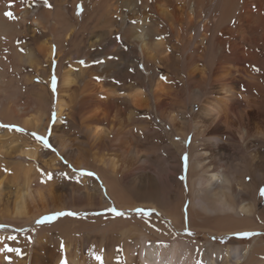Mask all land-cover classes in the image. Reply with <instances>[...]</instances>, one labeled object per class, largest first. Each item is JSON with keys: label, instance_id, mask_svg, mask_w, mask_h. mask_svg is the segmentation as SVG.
<instances>
[{"label": "bare ground", "instance_id": "bare-ground-1", "mask_svg": "<svg viewBox=\"0 0 264 264\" xmlns=\"http://www.w3.org/2000/svg\"><path fill=\"white\" fill-rule=\"evenodd\" d=\"M40 1L31 12L30 0H0V148L7 142L3 139L6 137L13 143L20 138L31 139L25 134L15 136L7 129L9 123L23 129V133L29 128L37 134L46 130L51 102L50 60H59L60 74L64 46L74 47L65 52L64 58L70 61L80 57L78 47L86 35L89 48L108 39V45L95 53L102 56L105 64L101 72L96 64H83L76 74L68 69L60 75L51 134L57 151L68 164L87 168V173L96 172L103 185L99 192L95 180L72 174L54 154L35 150L30 141L31 145L23 141L20 150L5 146L1 150L5 157L21 159L25 155L38 160L44 172H32L20 162L14 163L10 174L4 172V167L0 169V195L5 189L14 194L15 200L11 208L0 209V264H122L109 247L103 251L84 250L72 241L61 249L53 248L39 229L50 226L46 213L74 207L69 201L76 199L88 207L106 208L114 203L118 212L147 204L159 209L154 202L130 203L127 197L130 192L152 197L160 183L169 185L167 182L175 181L174 175L181 167L180 148L172 143L174 163L164 149V168L154 173L147 171L148 148L138 141L134 128L146 123L150 112L171 122L177 118L179 127L188 124L184 114L190 115L189 128L194 132L187 169L191 227L218 235L243 234L258 227L253 221L257 207L254 184H247L230 160L245 150L250 182L264 179V153L259 157L251 143L241 147L252 129L264 128V0ZM76 8L81 11L78 21ZM6 12H11L13 18ZM137 57L144 58L147 69L162 68L170 76H147V94L137 85L145 77L135 82L141 74L126 69L115 81L95 79L103 73L110 75V66L117 58L126 68ZM43 58L47 67L41 63ZM27 68L38 70L39 77L45 79L41 87L32 81L37 75H21ZM76 79L82 81L78 87L74 85ZM73 88L80 96L77 107L69 105ZM179 105L177 113L180 109L184 112L176 117L173 110ZM62 117L80 138L70 137ZM144 129L149 131L150 126ZM67 176L77 182L71 188L58 182ZM38 180L45 184L47 196L39 192L43 203L39 209H29L23 198L31 183ZM123 180L129 183V191ZM43 197L50 200L45 202ZM57 199L65 202H59V206ZM191 207L196 209L194 217L189 212ZM160 210L173 225L182 226L176 210ZM66 220L70 218H60L54 225ZM125 225L131 226L126 221L116 223L119 228ZM126 230L120 231L128 235ZM139 231L124 246L123 264H241L264 248L260 238H254L244 248L226 249L213 245L194 247L181 240H151L146 244ZM14 235L25 237L26 243Z\"/></svg>", "mask_w": 264, "mask_h": 264}, {"label": "rangeland", "instance_id": "rangeland-1", "mask_svg": "<svg viewBox=\"0 0 264 264\" xmlns=\"http://www.w3.org/2000/svg\"><path fill=\"white\" fill-rule=\"evenodd\" d=\"M30 11L34 12L36 8H38V5L41 4L40 0H30ZM68 15L71 16L72 11L71 8H67ZM76 17L75 20L78 21L80 18V12L79 8H76ZM87 37V35H86ZM86 37L84 39V43H82L78 49L79 51V58H73L70 61H67L65 57V52H68L70 49H73L74 47H70L69 45L64 46L62 49H64L65 52H63L62 58H61V73H57V65L59 64V60L56 59V57H53L50 60V73L48 74V87L49 91L51 93V102L50 107L47 112V128L43 132H39V134L36 133L33 129L29 130L27 129L26 133H23L21 128H16L15 124L9 123L7 126V129L10 131H13L15 133V136L25 134L31 139L28 141L34 143V146L36 147L35 150L41 151V150H48L51 154H54L58 161H60L61 164L65 166L67 170H69L72 174H77L80 176H84L90 179H93L96 181L99 192L102 191V181L98 178V175L96 172L89 171L87 173V168H80V167H74L70 164H68V161L65 160L62 154H60L57 151V145L54 143L51 139V134L53 131V126L55 122V103L57 99V93L59 83H60V75L62 72H65L66 70H72L75 74L79 71L80 66H84L83 64H86L87 66L92 65H98V72H101L102 69L105 68V64L103 63L102 56H96V50H100L108 45V39L103 41L101 44L97 45L95 47L89 48L86 44ZM67 49V50H66ZM94 52V53H93ZM91 56L90 63L87 62V57ZM72 58V56H71ZM41 63L43 67H47V64L44 62V58L41 59ZM120 60L117 58L114 60L113 65L110 66V75L103 73L100 76H97L95 79L101 80L103 82L107 81H115L117 76L119 77L121 74L124 73V70L126 69L127 72L131 71L134 73L141 74L140 79H136V81L141 80L143 77H145L142 81L138 82V86L143 89L146 94L148 91V84L146 81L147 76L154 74L156 78H165L166 74L170 76L169 72L165 71V69L162 68H151L150 70L146 68L144 58L137 57L132 58L129 65L125 68V66L120 64ZM28 72V73H27ZM115 73V74H114ZM25 74H31L32 76H35V80H32L35 85L41 87L45 83V79H41L39 77V71H32L31 68H27L26 71H22L21 75ZM82 81H78V79L75 80L74 85L78 87V85H81ZM23 88L26 90L28 89L23 85ZM74 91V92H73ZM69 97L71 98V103L69 105L77 107V100L79 99V92L73 88L71 92L69 93ZM45 98H47L45 96ZM22 101V100H21ZM179 106H176V108L173 110L174 116L179 117L180 112H182L183 109H180ZM197 107H194L196 110ZM253 111H255L254 108H252ZM184 112V110H183ZM185 119L188 121V124L183 125L179 127L177 124L179 123V120L177 118H174L173 121H168L167 119H160L158 115L155 113L150 112L149 118L146 123H141L135 125L134 132L137 133L138 141L141 142L143 147L146 146L148 148L147 153L150 155L149 161L146 163V169L149 172H156L159 171L161 167L164 168L163 165V159L162 154L163 150L165 149L166 155L169 158V161L171 163H174L175 158L173 154V146L172 143H176L180 148L179 153V160L178 163L181 166L178 168L177 172L174 175L175 181H169L167 182L169 185H166V183L162 182L160 183L152 197H143L139 196L136 193L130 192V195L127 196L130 201L132 202H154L158 205L159 209H155L152 205H143V207H137L130 210H121V213L123 215H116L115 212L111 211V209L115 208L114 203H110L108 207L102 208V207H88L84 201H78V199L74 201H69V205H72L74 207H67V208H61L59 211H51L49 213H46L44 216L46 217V223L47 225H50L49 227L45 229H39V232L42 237L46 238V242L49 243L50 246H53V248H63L66 243H74L77 248L84 249V250H93L96 251L98 249L103 251V248H111L120 258L121 263H125V257L123 255L124 246L128 244L127 240H132L135 236V232L138 230L141 231V233L144 236V241L146 244L151 242V240L155 241H165L170 242L172 240H181V241H187L190 242L189 244L191 246H203L208 247L207 245H213L215 247H220L223 249H226V247H242L244 248L247 245H250L252 240L254 238H260L262 245L264 246V195H261V189H264V179L259 180L256 179L255 181H251L252 177L247 171L249 169L248 167V161L246 157L245 150H241L239 155L236 157H233V159L230 160L232 163V167L237 169L241 172V175H244L243 178L246 181L247 184L252 183L254 184V194H255V202L257 207L255 208V215L253 217L254 223L258 225V227H252L250 230H246L245 233H234V234H226V235H218L213 234L210 232H200L194 230L190 224V214L188 213V208L190 204L191 196L189 195V182L187 177V169H188V163L190 161V144L193 140L194 132L192 129H190V123H192L190 115L188 112L185 114ZM144 117L141 116L140 119H143ZM62 123L65 124L67 122L66 117H62ZM78 121V120H77ZM175 121V122H174ZM61 123V124H62ZM11 124V125H10ZM19 124V123H18ZM17 124V125H18ZM106 126L105 124H103ZM150 126L149 131H146L144 127ZM2 126V125H0ZM152 128L154 129V132L152 131ZM66 129L71 134L70 137L74 139L80 138V134L76 131L73 132V128L71 126H68L66 123ZM177 129L178 131H175ZM35 133L38 136L46 137L51 147H44V145L36 139V136L33 135ZM73 133V134H72ZM77 133V135H76ZM11 134H9L10 136ZM246 140L242 143L241 147L245 145L246 143H251L256 153H258V156H260L261 153H264V128L252 129L251 132L245 137ZM4 140H7L6 143H4V147L0 148V169L4 167V171L7 174H10L11 168L14 165V163H21L25 168H31V171L39 172L41 175L44 172V169L41 166V163L38 162V160H30L27 156L20 157H14V158H8L5 157L4 154L1 153V150L6 149L5 146L12 145L16 147L18 150H20L24 145L23 141L29 143L27 139H22L17 143H13L12 141H9L6 138H3ZM1 144V143H0ZM30 144V143H29ZM201 144V140L198 141V145ZM31 145V144H30ZM148 146V147H147ZM240 147V149H241ZM4 148V149H3ZM150 148V149H149ZM37 153V152H36ZM186 157V159H185ZM255 160V159H254ZM10 169V170H8ZM90 173V174H89ZM5 175V174H4ZM6 176V175H5ZM7 177V176H6ZM61 177V176H60ZM48 180V177H47ZM53 180V177L51 179ZM64 186H69L71 188L76 182V180H73V177H66L62 181ZM125 190L129 191V183L126 180H123ZM32 186L30 187V190L26 196H24L23 199H25V203L27 206H29V209L38 208L43 203L39 199L38 193L40 192L42 195L47 194V188L44 183L40 184V181L32 182ZM38 184H40L38 186ZM38 186V187H37ZM13 187H10V190ZM16 188V187H15ZM9 189V188H8ZM46 189V191H45ZM39 190V191H38ZM54 191H57L55 189ZM59 192V191H58ZM129 192L127 193V195ZM38 195V197H37ZM44 195V196H45ZM47 196V195H46ZM45 196V197H46ZM44 198V197H43ZM48 198V197H46ZM44 198L45 202H48L50 200ZM103 199H105L103 197ZM14 194H9L4 189L1 192L0 195V209L7 207L8 209L12 207L14 203ZM42 202V203H41ZM63 203L65 200L57 199L55 203ZM59 203V206L60 204ZM113 204V205H112ZM151 204V203H149ZM78 206H81L80 209L76 208ZM76 208V209H75ZM170 208L172 210H176L177 214L179 216V222L182 224V226L179 228L175 225H173L171 222H169V219L167 215H165L164 212H162L160 209H165V211L169 212ZM140 209L142 211L137 212L136 210ZM68 212H74L78 215H56L57 213H68ZM118 212V211H117ZM192 216L194 217L196 215V209L194 207H191ZM51 217V219H48ZM70 218V220L63 221V223L58 225H54L56 221L60 218ZM128 222L131 226L135 228V230H132L131 226L125 225L122 228H119L116 226L117 222ZM49 222V223H48ZM113 224V225H112ZM131 229V230H126ZM126 230L128 235H123L121 231ZM182 230V231H181ZM139 231V232H140ZM42 232V233H41ZM30 233V232H29ZM15 239H18L19 242H25V237L17 238L15 236ZM76 242V243H75ZM134 242L130 241V245H132ZM60 243V244H59ZM82 246V247H81ZM139 243H137L136 248H138ZM90 247V248H89ZM12 249L11 246H9V249ZM200 259H202L204 256L199 255ZM204 259V258H203ZM241 264H264V248L259 249L258 251L254 252L252 256L248 258V260L245 262H241Z\"/></svg>", "mask_w": 264, "mask_h": 264}, {"label": "snow or ice", "instance_id": "snow-or-ice-1", "mask_svg": "<svg viewBox=\"0 0 264 264\" xmlns=\"http://www.w3.org/2000/svg\"><path fill=\"white\" fill-rule=\"evenodd\" d=\"M5 15H6L7 17H9L10 19L13 18V14H12L11 12H6ZM19 130L23 131V129H19ZM33 135L36 136V139L39 140V141L44 145V147H51V145L49 144V142H48V140H47L46 137L38 136V135H36L35 133H33ZM185 159H186V157H185ZM89 174H90V173H89ZM49 179H51V175H49ZM261 195H264V189H261ZM111 211L115 212L116 215H123V213H121V212H117L115 208L111 209ZM136 211H137V212H140V211H142V210L137 209ZM65 214H67V215H72V216H74V215H78L77 213H74V212H68V213H57L56 215H65ZM48 219H51V217H49ZM97 259H99V257H97Z\"/></svg>", "mask_w": 264, "mask_h": 264}]
</instances>
